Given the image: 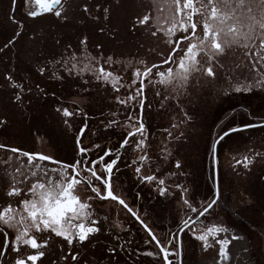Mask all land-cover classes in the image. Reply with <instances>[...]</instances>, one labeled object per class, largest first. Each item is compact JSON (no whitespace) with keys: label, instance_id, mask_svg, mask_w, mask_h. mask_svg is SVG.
I'll return each mask as SVG.
<instances>
[{"label":"flooded vegetation","instance_id":"1","mask_svg":"<svg viewBox=\"0 0 264 264\" xmlns=\"http://www.w3.org/2000/svg\"><path fill=\"white\" fill-rule=\"evenodd\" d=\"M112 1L0 0V196H5L0 201V212L3 215L4 211L12 209L13 212H9L10 215L6 218L11 221L9 224L6 222L8 227L22 225L19 230L22 229L23 233L28 230L37 231L28 237L27 245L30 247H36V243H44L40 233H50L58 244L64 241L65 246H70L64 253L58 248L55 249L50 255L52 264H115L114 261L119 256L124 255V260H130V255L137 258L135 254L139 253L137 248H140L137 229L147 235L151 246H155L145 230L121 204L108 197L102 198L105 194V168L116 155L118 148L115 146L114 149L106 151L103 144L105 142L97 141L106 128L104 126L99 130L93 129L86 145L83 141L80 142L89 126V117H99L109 112V115L115 117L116 126L121 122L122 116L137 117V128L141 101L142 118L148 113L143 110L147 96L153 89L159 91L161 87L165 88L163 84L170 73L186 70V66L191 63V68L194 66L191 73H201L202 67V74L213 77L218 72L213 67L214 62L224 68L218 58L229 49L233 55L227 57V64H230L232 58L229 68H242L244 74H263L264 0H115L117 3L123 2L128 19L133 22L127 32H141L142 38L157 40L145 45L147 47L144 52L138 51L139 46L141 49L144 47L143 44L136 46L134 43L133 51L125 56L117 53L118 44H106L105 38L103 40L100 34L97 36L101 37L102 43L93 45L92 48L86 37L75 46L73 40L80 36L78 32H90L84 26L79 28V22L85 24L89 18L98 23L99 27L91 32H110V39L115 38L117 43L123 40L122 35L115 34L121 32L119 26L123 21V14L120 9L114 23L110 20ZM128 4L130 8L127 7ZM135 9L142 13L131 15V11ZM178 40L177 49L169 61L163 63ZM257 40L258 44H255ZM214 41L218 47H215ZM171 43L165 57L148 63L155 57L162 56L158 50ZM152 51H158L157 56H153ZM78 86L84 87L83 91L88 98L91 95L110 98L111 95L116 102L115 109H105L92 115L88 111L73 109L68 98L73 96L74 89H79ZM92 90L96 91L91 92ZM96 99L99 98L90 100ZM76 118H80L82 123L77 127L78 134H75L79 139V151H76L73 159L63 140L61 129L72 131ZM5 127L15 133L9 135ZM32 127L35 130V135L32 136H35V142L41 137V130L46 129L59 140L60 146L58 140V145L54 146L56 153H47L31 145L36 144L30 140L28 129ZM11 137H15V140H10ZM122 154L123 150L119 160ZM14 156L51 165L54 172L50 181L24 182L21 187L10 188V175L4 171V166ZM106 156H110L108 161L105 160ZM97 166L100 168L97 169ZM114 169L115 167L110 188L116 196L121 197L115 189L117 174ZM74 180L85 184L98 200H110L122 209L129 218L125 227L128 229L121 231L122 225L117 226L115 220L112 224L108 223L110 221L104 209L99 210L91 202L80 203L78 197H66L69 181L72 185ZM72 198H76L73 212L65 211L64 208L58 211L61 202L67 203ZM121 198L166 248L159 230L155 229L151 221L145 220L135 207ZM80 204L84 206L82 215L85 214L86 221L75 216ZM150 216L152 218L151 214ZM22 220H26L27 226ZM188 226L190 225H186L184 229ZM10 233V229L0 225L1 249H5L6 254L10 252ZM5 236L7 240H4ZM104 237L112 242H107ZM25 243L19 242V245ZM73 243H76L75 248ZM17 248L16 245L12 248L14 252L18 250L13 254V264H18V261L19 264H28L26 259L33 261L31 264H40L45 256L40 249L25 257L19 256L21 249ZM157 251L159 252L158 249ZM124 264H129V261Z\"/></svg>","mask_w":264,"mask_h":264},{"label":"rangeland","instance_id":"2","mask_svg":"<svg viewBox=\"0 0 264 264\" xmlns=\"http://www.w3.org/2000/svg\"><path fill=\"white\" fill-rule=\"evenodd\" d=\"M125 1L123 0V2ZM123 2L117 3L113 0L110 8L112 23H114V19H117L119 9L123 14L121 19L123 21L119 26L121 32H115L116 35H122L123 40L121 42L117 43L115 38L110 39V32H91L99 27L98 23L89 18L85 24H82V21L79 22V28L84 26V29L87 28L90 32H78L80 36L73 40L74 45H79L80 40L86 37L89 46L92 48L93 45L102 43L105 38L106 44H118L117 53L122 56L133 51L134 43L138 46L140 42H144L141 43L144 47L141 49L139 46L138 48V51L143 50L144 52L150 42L157 39L142 38L141 32H127L128 28L131 29L133 22L129 21V15L125 13L126 8ZM127 7L130 8L131 6L128 4ZM137 11V9L132 10L131 15L142 13ZM99 34L103 40L98 37ZM0 41L2 40L0 39ZM255 44H258V40ZM145 45L147 46L145 47ZM171 46L172 43L158 50L162 56L155 57L148 63L156 62L165 57ZM152 52L154 53V51ZM157 52L153 56H157ZM229 56L233 57L231 49L225 51L218 58L224 68L219 67L218 63L214 62L213 67H216L218 72L213 77L202 74L203 68L201 67L202 72L191 73L182 87L177 86L175 90L169 86H166L168 90L164 87L160 88L162 92L164 91L163 94L170 95V92L179 94L178 102L181 104L180 101L186 100L189 110L195 115L191 122L188 121L183 126L186 131L185 137L177 141L184 148H189V156L192 155L189 160H191L190 165L194 169V174L190 173L187 177L184 168L179 169V159L176 157L170 161L171 164L173 162V169H165L162 176L152 175L151 170L155 168L156 163L155 159L149 158L146 150L149 148V141L153 133H156L155 127L158 125L152 126L151 124L154 117L156 120L158 117L162 118L164 114L160 111H169V104L175 103L163 99L164 102L161 101V104L164 108L159 110L156 106L162 97H158L157 94H155V100L157 99L158 103L155 102L156 105L147 111L148 117L145 121L147 131L127 141L123 148L122 159L118 161L114 169V173L117 174L114 181L117 193L135 207L145 220L151 221L156 230H159L157 231L164 242L163 245L168 250L171 264H264V125L263 127L256 126L229 133L218 141L216 146L218 196L209 211L200 215V212L214 199L215 195L213 146L217 138L233 127L264 122V68L262 69L263 74L250 72L244 74L242 68L240 70L229 68L232 65V58L230 64L226 63ZM229 72L231 74H228ZM94 91L96 90L91 92ZM161 91L157 92L160 93ZM73 92V96L68 98L70 99L69 104L73 109H79L82 112L88 111L85 107L88 103L95 107L100 104L98 102L103 100L101 97L90 100L92 95L88 98L81 89H74ZM105 98L108 99L109 96ZM175 105L177 104L175 103ZM110 107V111L115 109L113 105ZM171 109L175 113L182 111V107ZM97 118V116L88 118V128L90 129L86 130L80 139V142L83 141L85 145L90 140L89 133L91 130L97 127L95 125L100 124V121L99 123L96 121ZM78 119L80 118H76L72 131L61 127L63 140L73 159L79 151L77 150L79 139L75 134H78L77 127L82 123V120ZM115 126L114 122L105 124L104 127L106 128L97 140L101 143L105 142L103 144H105L106 151L114 149L115 146L118 148L119 142L128 130L136 127L135 117L122 116L119 125ZM180 129L182 128L178 127L173 131L178 132ZM5 130L9 135L15 133L6 127ZM28 130L31 135L30 140L36 143H31L32 146L35 145L47 153H56L54 146L58 145L56 143L58 139L56 140L53 135L49 134L48 129L41 130V137L38 141L36 139L37 142L34 141L35 136L32 137L35 135L34 128ZM10 140H15V137L10 138ZM60 144L59 142V146ZM106 157L105 160L108 161L110 156ZM10 160L4 166V171L6 170L10 175V188L21 187L24 182L26 184L34 181L48 183L54 172L51 165L45 162L19 158L18 156H14ZM96 168L99 169L100 166ZM67 179L65 182L68 181ZM70 184L71 181L67 186L69 189L66 197H78L80 203L91 202L99 210L103 211L104 209L110 221L108 223L112 224V221L115 220L118 223L117 226L122 225L121 231L128 229L125 228L126 222L129 221L128 216L114 202L98 200L88 191L85 184L75 180L72 185ZM99 188L101 189V187ZM3 197L5 198V196H0V201L4 199ZM227 204L232 205L233 208L228 209ZM83 207L80 204L75 216L79 220L86 221L87 217L85 214L82 215ZM9 212H13L11 208L4 211L3 215L0 212V225L10 229L11 232L9 235L11 242L8 245L10 252L8 254H6L5 249H1L2 240L0 237V254L2 255L0 256V264H13L15 262L13 254L17 253L18 250L12 251L14 245L21 249H19V256L23 257L40 249L45 254L40 264H52L50 255L55 249L58 248L64 253L66 248L70 247L65 246L64 241L61 244L55 242L56 238H53L50 233H40L43 244L36 243V247L34 245L28 246V237L37 231L28 230L23 233L22 229L19 230L22 225L14 228L8 227L7 225L11 222L6 219L10 215ZM108 220L106 219V221ZM22 221L26 225V220ZM185 225L190 226L184 229L178 241L179 228ZM104 238L107 242H112L108 237ZM137 238L140 243V248H137V251L143 255L136 253L137 258L130 255L132 261L124 260V255L119 256V259H117L118 257L115 259V264H124L127 261L129 264H163L157 248L149 244L147 235L140 229H137ZM4 240H7L6 236ZM19 242L26 245L20 246ZM179 244H181L180 247ZM72 246L75 248L76 243H73ZM26 260L29 262L28 264L33 262L30 259ZM108 262L114 263L113 261Z\"/></svg>","mask_w":264,"mask_h":264},{"label":"trees","instance_id":"3","mask_svg":"<svg viewBox=\"0 0 264 264\" xmlns=\"http://www.w3.org/2000/svg\"><path fill=\"white\" fill-rule=\"evenodd\" d=\"M140 44H141V42H140ZM141 46H142V44H141ZM194 65H195V63H194ZM191 66H192V64L190 63L188 66H186L187 67L186 70H182V71L177 70L174 73H170L169 77L165 78L166 82L163 85L167 86V87L169 86L170 88H173L174 90L177 88V86L182 87V85L185 83L186 80L189 79V76L191 75V70L194 67L193 66L191 68ZM1 77H2V74H1V69H0V78ZM0 86H1V83H0ZM78 87H79V89H82V91H83V88H84L83 86H78ZM167 87H165V88L168 90ZM159 90L161 91L162 89H159ZM0 92H2L1 87H0ZM105 92H107V91H105ZM163 92L160 94L156 90L153 89L152 93L147 96L148 100L145 101V103L143 105V110L145 112L149 111L150 108H153V106L156 105L155 102H157L156 101L157 99L155 100V94H157L158 97H160V96L162 97L161 100L159 99L160 102L159 103L157 102L158 104L156 106V107H158L157 109H159V110H161V108H164L161 104V101L164 102L163 99H165V101H167V100L168 101L169 100L174 101L177 104V105H175V103L172 105L169 104V107H168L169 111H167V112L160 111L161 113L164 114L162 116V118L158 117L156 120V118L154 117V121L151 124L152 126L158 125V127H155L156 133H153V136L151 137V140L149 141V148H147V150H146L147 154L149 155V158L152 157L153 159H155V163H156L155 168L151 171H152V174L157 175V177L162 176L165 169L166 170H168L169 168L173 169V167H172L173 162L171 164L170 161L177 157V159H179V162H178L179 163L178 164L179 169L184 168V170L186 172L185 174L188 177L190 175V173L191 174L195 173L194 169L190 165L191 160H189L192 158V155L189 156V148H184V146H182V144H180L177 141H179V139H181L182 137H185L186 131H185V129H183V126L188 121L191 122V120H193V117H195V115H193L192 112L189 110V108L187 106V102H185L186 100L183 102L180 101L181 104L178 102L177 98H179V94H172L170 92V95H167V94H163ZM83 93H84V95H86L85 91H83ZM101 95H103V94H101ZM157 95H156V97H157ZM94 96L95 97H92V96L91 97L92 98H98V95H94ZM112 96H113V94H112ZM99 97H103V96H99ZM101 99H103V98H101ZM109 101H111V102H109ZM44 103L45 102L42 101L43 106H45ZM98 103H100V104L98 106H95V107L89 103L87 106H85L89 112V115H92L94 112H98V113H99V111L102 112L105 109H111L110 106H112V105L115 106L116 102H114V97L112 98L110 95V98H108V99L104 98L101 102H98ZM180 107H182L181 112L176 111V113H175L171 109V108H176V109L178 108L179 109ZM171 111L173 112V114ZM208 112H209V110H208ZM149 115L151 117L150 113H149ZM209 116H211V114H209ZM147 117H148V113H147V115H143V117H142L143 123H144L143 131L134 134L129 139H132L134 137H138V136L142 135L145 131H147V128H146L147 124L145 122ZM96 121H98V123L100 121L101 125L98 127H94V126L93 127L97 128V130H99L105 124H109L112 121L114 122L115 117L112 116L111 114L109 115V112H105V114L99 116L96 119ZM135 124H136V126L138 125L137 124V117H135ZM160 124H161V126H159ZM261 126L263 127V125H261ZM178 127L182 128V129H180L178 132L173 131L174 129H176ZM88 129H90V128L87 127L86 130H88ZM93 129L91 130L89 135L93 134ZM178 145H181V146L179 147ZM121 159H122V156H121ZM185 159L186 160L188 159V161H186ZM156 170H157V172H156ZM195 171H196V168H195ZM153 172H156V173H153ZM215 202H216V200H215ZM214 203L212 204V206L214 205ZM227 205H228L227 206L228 209L233 208L232 205H230V204H227ZM209 209L207 211H209ZM207 211H205L204 213H206ZM204 213H202V214H204ZM246 220H248V219L246 218ZM183 231H184V229L181 231V234ZM181 234H180V238H181Z\"/></svg>","mask_w":264,"mask_h":264},{"label":"water","instance_id":"4","mask_svg":"<svg viewBox=\"0 0 264 264\" xmlns=\"http://www.w3.org/2000/svg\"><path fill=\"white\" fill-rule=\"evenodd\" d=\"M178 42L177 41L176 45L174 46V48L170 51L168 58L163 62L166 63L169 61L170 56L173 54V52L177 49L178 46ZM214 45L215 47H218V44L214 41ZM141 109H142V101H141V105H140V112H139V117H138V123L139 126L131 131H129L126 136L123 138V140L120 142L119 146H118V150L116 155L110 160V162L107 164L105 171H106V177H105V194L102 196V198H111L115 201H117L119 204H121L132 216L133 218L140 224V226L145 230V232L148 234V236L151 238V240L153 241V243L155 244V246L157 247V249L159 250L162 260H163V264H171V259L168 256V252L166 250V248H164L160 241L157 239V237L155 236V234L153 233V231L144 223V221L125 203V201L119 197L116 196L110 188V180H111V175L113 172V168L115 167V165L117 164L119 157L121 155V152L128 140L129 137H131L132 135H134L137 132H140L143 129V122H142V118H141ZM264 125V122L262 123H257V124H248V125H243V126H238V127H233L231 129L226 130L224 133H222L216 140V142L214 143L213 146V164H214V181H215V195H214V199L200 212V215L202 213H204L205 211H207L212 204L215 202L217 196H218V184H217V158H216V146L217 143L220 139H222L224 136H226L229 133L235 132V131H239V130H244L247 128H252V127H256V126H261ZM76 201V198H72L69 199L67 203L65 202H61L58 205V211H61L62 208L65 209V211H69V212H73L74 210V203ZM57 209V208H56ZM186 227L183 226L180 228V230L178 231V240L180 237V233L181 231ZM180 247V244H179Z\"/></svg>","mask_w":264,"mask_h":264},{"label":"crops","instance_id":"5","mask_svg":"<svg viewBox=\"0 0 264 264\" xmlns=\"http://www.w3.org/2000/svg\"><path fill=\"white\" fill-rule=\"evenodd\" d=\"M179 241V240H178Z\"/></svg>","mask_w":264,"mask_h":264}]
</instances>
